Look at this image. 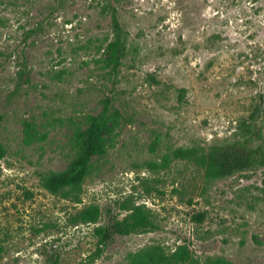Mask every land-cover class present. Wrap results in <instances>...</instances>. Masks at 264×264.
I'll use <instances>...</instances> for the list:
<instances>
[{
  "label": "rangeland",
  "instance_id": "obj_1",
  "mask_svg": "<svg viewBox=\"0 0 264 264\" xmlns=\"http://www.w3.org/2000/svg\"><path fill=\"white\" fill-rule=\"evenodd\" d=\"M125 58L110 66L113 14ZM106 108L107 153L78 196L43 186L69 170L77 129ZM0 264H130L158 247L205 264H264V0H0ZM258 153L212 180L179 148ZM98 206L97 224L77 215ZM134 206L156 228L100 244Z\"/></svg>",
  "mask_w": 264,
  "mask_h": 264
},
{
  "label": "trees",
  "instance_id": "obj_2",
  "mask_svg": "<svg viewBox=\"0 0 264 264\" xmlns=\"http://www.w3.org/2000/svg\"><path fill=\"white\" fill-rule=\"evenodd\" d=\"M114 41L109 45L111 52L110 66L113 71H118L125 58L124 30L116 13L113 14ZM111 115L106 108L98 116H89L87 128L77 129L75 133V146L80 150L69 170L51 173L43 178V186L54 195L64 192L78 196L82 187L91 173L95 157H103L107 150L101 143L102 135L110 131ZM5 156V149L0 145V159ZM186 160L194 162L205 169L206 176L212 180L224 179L237 173L249 171L258 164V153L242 146H222L213 149L208 154H202L197 149L179 148L172 156H167L164 163L168 166L171 160ZM131 213L123 220H114L106 227H98L96 235L100 238L101 245H108L117 236H128L146 230L155 229L151 211L144 206H134ZM101 216L98 206H90L77 215L83 224H97ZM4 249L0 246V256ZM183 252L168 258L164 252L153 247L134 254L130 257V264H181L189 260L186 249ZM54 264H59L55 261ZM205 264H232L225 258H211Z\"/></svg>",
  "mask_w": 264,
  "mask_h": 264
}]
</instances>
